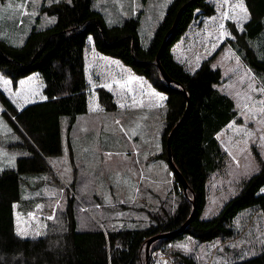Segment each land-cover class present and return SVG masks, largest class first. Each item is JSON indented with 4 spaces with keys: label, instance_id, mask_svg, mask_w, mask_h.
Instances as JSON below:
<instances>
[{
    "label": "trees",
    "instance_id": "1",
    "mask_svg": "<svg viewBox=\"0 0 264 264\" xmlns=\"http://www.w3.org/2000/svg\"><path fill=\"white\" fill-rule=\"evenodd\" d=\"M243 2L247 16L240 28L229 24L232 36L226 42L242 48L248 66L264 79V55L256 42L264 36V0ZM184 4L174 30L168 32L177 9ZM212 7L208 0H171L145 45L134 16L109 24L92 7V0H54L41 6V11L55 16L51 25L32 26L20 45L0 38V73L4 75L0 80L14 93L7 96L0 87V113L21 138L15 145L22 149L14 166L0 170V264H139L141 248L150 235L164 233L156 239L162 243L187 234L199 241L230 238L234 235L232 218L245 207L259 210L264 221V163L245 178L217 213L199 217L205 180L218 169L223 153L215 133L236 112L231 98L214 88L221 80L220 70L210 63L214 54L190 69L175 59L171 48L195 15H211ZM162 42L158 63L169 82L155 64ZM145 81L153 90H147L149 100L163 97L158 156L167 161L169 169L166 136L179 122L169 150L174 168L188 184L187 193L180 194L172 209L148 212L149 221L143 225L107 228L91 215L86 217L90 221L80 224V214L86 212L65 189L64 207L45 218L35 236H27L25 216L39 198L30 204L24 201L19 187L26 178L21 174L42 172L48 164L45 159L61 152L63 122L69 131L75 116L95 102L105 110L118 104L137 106L135 98ZM26 85L40 99L29 101L32 98L27 96L25 104L21 94ZM172 180H178L173 170ZM176 261L197 264L185 255ZM226 264H264V249Z\"/></svg>",
    "mask_w": 264,
    "mask_h": 264
},
{
    "label": "rangeland",
    "instance_id": "2",
    "mask_svg": "<svg viewBox=\"0 0 264 264\" xmlns=\"http://www.w3.org/2000/svg\"><path fill=\"white\" fill-rule=\"evenodd\" d=\"M51 1L54 0L1 1L0 38L20 45L32 26L36 29L51 25L55 16L41 11V6ZM170 1L92 0V7L109 24L121 23L129 16L138 18L139 38L146 45ZM208 1L214 12L208 16L196 14L171 48L175 59L190 69L214 54L210 63L221 75L214 88L231 98L236 112L215 133L223 153L220 166L205 180V202L199 213L203 219L217 213L239 191L245 178L264 163V79L248 66L242 48L226 42L232 36L229 24L240 28L247 16L244 2ZM256 42L264 55V36ZM3 82L1 79L0 87L12 97L11 88ZM142 86L135 98L137 106L118 104L117 108L105 110L95 102L86 112L75 116L69 131L63 122L61 152L45 159L48 164L42 172L21 174L26 178L19 187L24 201L30 204L32 199L39 198L25 216L23 227L27 236H35L44 219L64 207L65 189L86 212L80 214V224L91 218L107 228L143 225L149 221L148 212L168 206L172 209L180 194L187 193L178 180L173 182V169H169L167 161L156 154L161 150L163 97L149 100L147 92L153 90L146 81ZM1 126L11 127L0 113V170L14 166L22 153L19 145L4 146L12 142V137L16 142L21 138L12 127V134L7 135ZM7 147L13 148L7 152ZM122 203L126 206L119 208ZM232 219L234 235L230 238L199 241L187 234L166 243L156 238L147 251L145 244L141 248L139 264H177L182 255L193 258L197 264H226L264 249V221L259 210L245 207Z\"/></svg>",
    "mask_w": 264,
    "mask_h": 264
},
{
    "label": "water",
    "instance_id": "3",
    "mask_svg": "<svg viewBox=\"0 0 264 264\" xmlns=\"http://www.w3.org/2000/svg\"><path fill=\"white\" fill-rule=\"evenodd\" d=\"M184 6H185V4H184L183 6H181L179 9H177V13H176V15H175V18H174L173 22H171V26H170L168 32H172V31L174 30V28H175V26H176V23H175V22H177L178 17H179V15H180V12L182 11L181 9H182ZM163 45H164V42H162V43L160 44V47L157 49V53H156V56H155V60H156V63H155V64H157V66H158V68H159V70H160V72H161V74H162L161 76L164 77L165 80H166L167 82H169V81H170V78L167 77V75H166L165 71L163 70L162 66L158 63V62H159V56H160V53H161V49L163 48ZM181 91L184 92L183 89H181ZM178 123H179V122H177V123L171 128V130L169 131L168 135L166 136V141H165V143H166V151H167V155H166V156H167L168 162L170 163V165H171V167H172L171 169H173V171L176 172L177 177H178V181L181 183V186H182V188H183V191L185 192V190L188 189V184L185 182L184 178L180 175V173L177 171V169L174 168L175 166H174V164L172 163V159H171V156H170V150H169V148H170V147H169V145H170V143H169V142H170V137H171L173 131L175 130L174 128H176V127L178 126ZM193 210H194V208H193V206H192V211H193ZM191 213H192V212H191ZM186 223H187V221H185L183 225H185ZM163 234H164V233H163ZM163 234H162V233H158V234L150 235V236L146 239V241H145V248H144L145 251H147L146 248H148V246H149V244H150L151 241H153L154 239H156V238H158V237H161ZM146 259H147V255H146Z\"/></svg>",
    "mask_w": 264,
    "mask_h": 264
},
{
    "label": "crops",
    "instance_id": "4",
    "mask_svg": "<svg viewBox=\"0 0 264 264\" xmlns=\"http://www.w3.org/2000/svg\"><path fill=\"white\" fill-rule=\"evenodd\" d=\"M26 90H22V96H23V100H24V103L26 104V102H28L27 100H25V97H29V98H32V99H29V101H32V100H36L35 99V97L37 98V99H40V95H34L35 93H38V92H32V90L28 87V85H26ZM97 106H99V105H97ZM139 107H144V106H139ZM145 107H155V106H145ZM1 106H0V111H1ZM117 108V107H116ZM128 108V107H127ZM99 109H101L100 107L97 109V110H99ZM120 109H122V108H120ZM124 109H126V108H124ZM88 110V109H87ZM8 123V122H7ZM8 125L9 126H11V124L10 123H8ZM1 128H2V131L3 132H5V129H6V131H7V135H11L12 134V130H11V127H10V129L9 128H7V126H1ZM13 129V128H12ZM14 133H15V131H13ZM16 134V133H15ZM14 134V135H15ZM15 137V136H14ZM69 138H70V136H69ZM68 138V139H69ZM14 140V141H13ZM15 142H16V140L12 137V142H9V143H7L6 145H4V146H9L10 144L11 145H14L15 146ZM10 148H13V147H7L6 149H7V152L9 151V150H11ZM12 152L15 154V149H12ZM24 153V152H23ZM158 153H160L159 151H158ZM158 153H156L157 154V157H158ZM1 158H3V156L1 157ZM33 174H35V173H28L27 175H29V176H31V175H33ZM122 204H124V203H122Z\"/></svg>",
    "mask_w": 264,
    "mask_h": 264
},
{
    "label": "snow or ice",
    "instance_id": "5",
    "mask_svg": "<svg viewBox=\"0 0 264 264\" xmlns=\"http://www.w3.org/2000/svg\"><path fill=\"white\" fill-rule=\"evenodd\" d=\"M241 7H243V6L241 5Z\"/></svg>",
    "mask_w": 264,
    "mask_h": 264
}]
</instances>
